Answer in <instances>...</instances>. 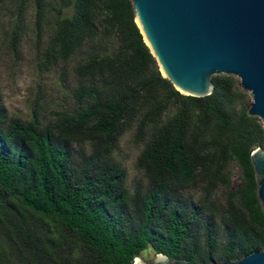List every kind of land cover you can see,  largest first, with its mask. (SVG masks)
<instances>
[{"label": "trees", "instance_id": "16d2710c", "mask_svg": "<svg viewBox=\"0 0 264 264\" xmlns=\"http://www.w3.org/2000/svg\"><path fill=\"white\" fill-rule=\"evenodd\" d=\"M9 1L10 50L31 8L36 38L48 34L38 69L61 67L60 79L78 84L68 92L73 109L46 124L37 106L23 121L0 104L3 264H133L145 251L216 264L264 249L250 160L264 130L234 77H212L209 96L181 95L161 76L130 0ZM130 131L147 181L133 194L113 162ZM85 144L89 154L75 149ZM232 163L241 170L235 188Z\"/></svg>", "mask_w": 264, "mask_h": 264}, {"label": "water", "instance_id": "95a60500", "mask_svg": "<svg viewBox=\"0 0 264 264\" xmlns=\"http://www.w3.org/2000/svg\"><path fill=\"white\" fill-rule=\"evenodd\" d=\"M134 21L161 76L181 95L203 98L212 77L237 78L250 95L247 115L264 130V0H130ZM264 211V150L250 155ZM139 259V260H137ZM187 264L157 254L150 263ZM216 264H264V249Z\"/></svg>", "mask_w": 264, "mask_h": 264}, {"label": "rangeland", "instance_id": "374dc122", "mask_svg": "<svg viewBox=\"0 0 264 264\" xmlns=\"http://www.w3.org/2000/svg\"><path fill=\"white\" fill-rule=\"evenodd\" d=\"M14 20V6L9 0H0V98L1 110L8 118H19L28 121L32 110L37 106L43 124L50 122L56 112L72 110L73 102L68 92L78 84V80L69 75L66 80L60 79L61 67L42 73L37 66L39 56L48 38L47 31L37 39L34 28V17L31 8L23 14V32L17 53L10 50L7 33ZM111 47V45H110ZM237 87L240 90V81ZM244 95L247 110L252 104L248 93L240 90ZM260 121V120H259ZM261 122V121H260ZM133 131L126 133L119 141L118 148L113 155V162L126 172V188L131 194L136 190L142 192L147 189V181L136 170V158L141 147L132 144ZM76 150L90 153V146H76ZM264 150V148H261ZM232 187L240 183L241 170L232 163L229 166ZM197 191H188L186 195H196ZM1 256V255H0ZM156 255L152 251H145L139 257L144 263H150ZM1 260V259H0ZM0 264H3L0 261Z\"/></svg>", "mask_w": 264, "mask_h": 264}, {"label": "bare ground", "instance_id": "6f19581e", "mask_svg": "<svg viewBox=\"0 0 264 264\" xmlns=\"http://www.w3.org/2000/svg\"><path fill=\"white\" fill-rule=\"evenodd\" d=\"M137 260H139V259H137Z\"/></svg>", "mask_w": 264, "mask_h": 264}]
</instances>
